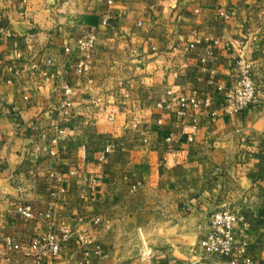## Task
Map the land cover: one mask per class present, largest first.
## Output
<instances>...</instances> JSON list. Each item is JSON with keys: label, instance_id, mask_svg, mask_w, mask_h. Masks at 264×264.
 Instances as JSON below:
<instances>
[{"label": "crops", "instance_id": "obj_1", "mask_svg": "<svg viewBox=\"0 0 264 264\" xmlns=\"http://www.w3.org/2000/svg\"><path fill=\"white\" fill-rule=\"evenodd\" d=\"M239 56L259 93L231 113ZM221 210L264 264V0H0V264L51 230L43 264H229L199 246Z\"/></svg>", "mask_w": 264, "mask_h": 264}, {"label": "built area", "instance_id": "obj_2", "mask_svg": "<svg viewBox=\"0 0 264 264\" xmlns=\"http://www.w3.org/2000/svg\"><path fill=\"white\" fill-rule=\"evenodd\" d=\"M219 14L225 19H230L231 15L225 8L219 9ZM107 20H105L106 22ZM224 38H227L225 35ZM96 36L93 33L83 35L78 41L80 47L85 52H89L95 45ZM243 44L242 41L238 42ZM204 62L207 58L203 59ZM78 71L81 74H88L90 64L82 60L79 63ZM218 90L225 91V97L228 102V109L231 113H238L251 106L258 97L259 83L254 61L243 56L235 60V78L230 87L224 84L218 85ZM65 94L72 95V86H64ZM210 100L204 101L198 98L172 97V100L166 106L175 110L180 115H185L190 107L199 108L203 104L209 105ZM71 103L65 102V106ZM170 140V139H169ZM111 151V147L106 148V153ZM106 158L102 154L101 160ZM17 212L28 219H36L34 210L30 205H20ZM245 218L234 210H221L211 214L209 224L203 231L199 241V246L212 256L227 258L229 264H253V261L245 257L246 243L236 246L237 226L245 225ZM70 238L68 232L49 231L47 234L35 237L31 243L30 256L22 264H43L44 258L50 254H57L61 251L62 243Z\"/></svg>", "mask_w": 264, "mask_h": 264}]
</instances>
